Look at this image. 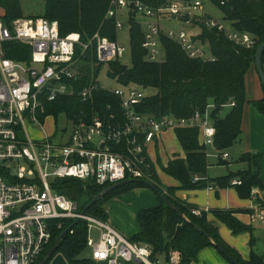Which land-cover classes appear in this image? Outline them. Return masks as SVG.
<instances>
[{
	"label": "built area",
	"instance_id": "built-area-1",
	"mask_svg": "<svg viewBox=\"0 0 264 264\" xmlns=\"http://www.w3.org/2000/svg\"><path fill=\"white\" fill-rule=\"evenodd\" d=\"M122 9L127 11V24L132 16L142 27L147 62L164 59L161 35L177 42L190 59L212 61L208 45L199 39L202 25L223 33L236 46L252 49L256 44L252 36L202 14L198 1L167 0L153 9L141 0H110L105 19H114L117 31L124 25L118 18ZM170 21L179 29L165 25ZM12 44L29 47L28 63L5 57ZM126 51L117 40L101 36L99 31L82 42L78 33L61 37L57 23L41 17H23L8 24L0 17V264H35L62 222L77 219L86 223V246L95 264H180L176 252L154 256L149 246L124 238L106 221L81 215L77 204L51 185L53 179L66 178L92 181L98 186L148 180L153 163L147 147L167 131L197 128L201 145L213 147L216 132L209 117L212 106L203 115L195 113L187 119L139 114L136 107L145 98L143 91L136 86L111 89L101 85L98 78L102 70L92 75L84 88H76L83 76V55L89 54L95 65L103 68L120 61ZM97 90L119 99L121 123H106L99 116L85 121L82 114L77 119L61 115L66 127L55 128L40 142L29 139L26 123L42 129L47 118L57 120L53 116L40 119L46 103L73 95L86 102ZM221 160L226 161L227 155L223 153ZM21 162L28 168L21 167ZM231 184L238 185L239 181L234 179ZM192 213L199 215L200 211L194 209ZM258 218L263 220L264 215ZM91 229L98 232L97 240L91 237Z\"/></svg>",
	"mask_w": 264,
	"mask_h": 264
},
{
	"label": "trees",
	"instance_id": "trees-1",
	"mask_svg": "<svg viewBox=\"0 0 264 264\" xmlns=\"http://www.w3.org/2000/svg\"><path fill=\"white\" fill-rule=\"evenodd\" d=\"M44 13L41 17L48 22H56L61 37L71 33H78L82 42L99 31L101 36L110 40H117L114 19H105L110 0H41ZM149 7L156 9L167 0H141ZM189 1V0H184ZM213 3L222 14V20L228 28L252 36L256 44L252 49L236 46L227 40L225 35L216 30H207L203 25L200 35L201 43L209 47L212 61L190 59L179 44L161 35L160 43L164 50L161 62H147L146 52L142 48L143 30L132 16L129 19V52L130 64L126 70L121 61L109 63L106 67L107 76L121 86H136L141 91H152L145 95L141 104L136 107L139 114L152 116L156 119L173 116L176 119H187L195 113L203 115L209 106V117L215 128L214 149L218 152L221 165L223 152L228 150L241 135V121L243 107L251 104L258 112L264 114V97L262 100L249 102L246 99L245 77L251 65L255 68V50L264 42V0H208ZM224 2L221 5L220 2ZM0 8L4 15L1 19L8 24L14 19L23 18L19 0H0ZM5 57L17 62L28 63L30 60L29 47L12 44L7 48ZM80 72L83 74L77 89L84 88L91 76H97L102 65H95V60L89 54L80 58ZM264 69V53L262 55ZM256 70V69H255ZM257 73V72H256ZM119 99L113 94L97 90L92 97L83 102L76 96L61 97L54 102L45 104V116L58 119L65 115L68 119H77L82 114L85 121L99 116L104 122L121 123L123 117ZM234 104L230 107V104ZM226 106L230 107L225 117L220 115ZM112 116V119H111ZM177 141L184 153V158L174 155L162 171L168 177L179 183V189L191 190L207 188L209 185L225 189L234 188L240 199H248L253 189L264 191V186L258 173L252 174L250 169H259L262 155L259 153L245 154L239 161L247 163L249 170L228 173L215 180H205L207 172V153L198 141V129L175 130ZM152 176L144 180L154 187V192L163 194L178 212L167 207L157 195L159 203L152 208L141 209L136 215L139 230L130 241L147 245L154 256L169 255L176 252L180 264H195L198 254L205 248H214L226 261L232 264L218 248L222 247L238 264H264V246L261 254L253 251L251 240V254L249 260L244 261L239 253L230 248L220 238L215 222L209 221L206 212L200 211L194 215L195 208L183 203L175 196V188L163 186L157 177L153 164L150 168ZM198 177V180H194ZM237 179L238 185L231 181ZM52 188L58 194L74 201L81 212L91 200L104 193L111 185L98 186L92 181H81L73 178L53 179ZM142 183L125 185L114 191L105 193L86 215L106 221L105 203L134 188H146ZM262 206V202H260ZM214 219L225 225L234 235L249 232L250 228L241 224L230 211H214ZM68 228L70 231L58 242L55 255H61L68 264H95L91 259L81 257L87 249V226L84 221L65 220L60 229L53 233L51 242L40 259V264L58 237ZM197 229L209 235L212 242L199 234ZM264 242V239L262 240Z\"/></svg>",
	"mask_w": 264,
	"mask_h": 264
},
{
	"label": "crops",
	"instance_id": "crops-1",
	"mask_svg": "<svg viewBox=\"0 0 264 264\" xmlns=\"http://www.w3.org/2000/svg\"><path fill=\"white\" fill-rule=\"evenodd\" d=\"M255 71L256 70L254 66L251 65L245 77L246 99L249 102L262 100L264 97L261 83L258 85L256 82L257 73ZM229 110L230 107L226 106L220 117H225ZM241 132L242 133L240 137L236 141V147L233 148L230 153L227 150L225 152L227 154V160L224 161L226 165H213L207 163L208 167L206 176L204 178L205 180H215L217 178L226 176L230 172L237 173L247 171L250 169V167L247 163L240 162V157L245 154L259 153L262 155L259 169L257 170L252 168L250 171L252 174L258 173L259 178L264 186V114L258 112L249 103H246L243 107ZM198 141L201 145V140L199 138ZM149 145L154 147L156 152L154 159L150 158V156L149 158L153 163L159 182L165 187L175 188L176 198H178L183 203L190 205L191 207L195 208V210L206 212L208 220L215 222L218 229V234L224 243L238 252L242 260H249L251 249L253 248V251L256 252L255 245L259 241L262 242L264 239V219L260 220L258 218L260 214L264 215V191L253 189L250 198L240 199L234 188L220 189L214 186V184L209 185L210 187L207 188L181 190L179 189V183L177 181L168 177L164 174V172H162L164 175L163 177L165 178V184L159 178L158 173L161 172L159 168H164L168 161L173 159L174 155H179L181 158H183L184 153L177 141L174 131L165 132L159 140ZM211 148L215 150L214 147ZM204 149L206 151L205 147ZM215 152L218 154L216 150ZM237 157L238 160L235 159ZM138 195L140 194H136L134 196ZM139 199L140 200L136 201L130 200L129 203L125 204L119 200V204L123 207L126 206L125 208L127 209L128 213L130 212V214L133 216H136L138 211L141 209H146L147 207L154 205V202L151 198L141 199L140 197ZM260 202H262V206L260 205ZM214 211L232 212L234 217L241 224L250 228V231L234 235L225 225L217 222L214 219ZM252 238L254 242L251 248L250 243ZM198 257H203V259L210 258L214 264H222V260L218 254L214 253L212 250H209V248L203 249L198 254ZM198 257V263L195 264H203L202 261L198 260Z\"/></svg>",
	"mask_w": 264,
	"mask_h": 264
},
{
	"label": "rangeland",
	"instance_id": "rangeland-1",
	"mask_svg": "<svg viewBox=\"0 0 264 264\" xmlns=\"http://www.w3.org/2000/svg\"><path fill=\"white\" fill-rule=\"evenodd\" d=\"M194 1H198L202 3V7H203L202 14L207 15L217 20H222V14L220 13V11L217 9V7L213 3L209 2L208 0H194ZM19 2L21 6L22 15L25 18L31 17V16H42L44 13V5L41 0H19ZM126 12L127 11L123 9L120 10L119 12L118 18L121 22H123L124 25H123V28L117 33V41L127 50L125 55L121 58L120 61L124 65L128 66L130 64V52H129V26L126 23ZM3 15H4V11L2 8H0V17H2ZM165 25L169 26L173 30L179 29V26L176 22L170 21L168 24H165ZM106 72H107L106 68H103L102 71L100 72L101 76L98 78L99 83L107 88L123 89L122 86L118 84L115 80L107 78L105 74ZM256 82L258 85L260 84L257 74H256ZM143 93H145V95H150L153 92L148 90V91H144ZM64 126L66 127L67 125L65 121L63 120V118L59 117L55 121L53 120L52 117H49L44 122L42 129H40L38 126L33 125L32 123H26V132L31 141L40 142L44 139L45 135H51L54 132L55 128L61 129ZM236 144L237 142L234 143L227 151L230 153L231 150H233V148L236 147ZM211 147L212 146L205 147L207 151V163L213 164V165L220 164L219 159H218V154ZM147 152L150 158L152 159L155 158L156 152L154 150V147H152L151 145H148ZM235 159L238 160V157ZM19 165L21 167L28 168V166L24 162L19 163ZM159 169L161 170V172L158 173L159 178L162 180V182H164L165 178L163 177L164 176L162 173L163 171L161 168ZM15 171L16 170L14 169L13 172ZM136 194H140V195L134 196ZM140 197L141 199L151 198L153 200L154 205L149 206L147 208L155 207L159 203L156 193L150 188L146 187V188H134L129 191L122 192L121 194L116 195L115 197H112L111 199H109L104 205V209L108 215L106 222L110 226H112L114 229H116L124 238L128 240H130V238H132L134 235L137 234L139 227L136 221V216L131 215L130 212L128 213L127 209L125 208L126 206L125 207L121 206L119 204L120 202L119 200H121L125 204V203H129L130 200H133V201L140 200L139 199ZM90 235L93 238V240H97L99 234L95 229H91ZM263 246H264V242L259 241L255 245L256 253L261 254L263 250ZM208 248L209 250H212L214 253L218 254L220 259L222 260V264H230L214 248H210V247ZM90 253H91L90 250L87 248L81 257L90 259ZM198 258H199L198 260L202 261L203 264H214L210 260V258H207V259H203V257H198Z\"/></svg>",
	"mask_w": 264,
	"mask_h": 264
},
{
	"label": "water",
	"instance_id": "water-1",
	"mask_svg": "<svg viewBox=\"0 0 264 264\" xmlns=\"http://www.w3.org/2000/svg\"><path fill=\"white\" fill-rule=\"evenodd\" d=\"M264 53V42L255 50V55H254V63H255V69L258 75V78L260 80L261 83V87L264 93V69H263V63H262V55ZM122 69L126 70L127 69V65H122ZM137 183H142L145 184L148 188H150L151 190H154V187L151 186L149 183H147L144 180H127V181H122L119 182L117 184L112 185L111 187H109L104 193L95 196L91 202L80 212L81 215H85L86 212L88 211V209L93 206L105 193H108L110 191H114L116 189H119L125 185H129V184H137ZM157 195L160 197V199L163 201V203L169 207L171 210L175 211L178 213L179 216H182V214L180 212H178V210L172 206V204L168 201V199L161 193H157ZM80 220H75V223H78ZM71 228L66 229L56 240L54 246L51 248V250L48 252L47 256L41 260L40 264H67L66 260L61 256V255H55L56 253V248H57V244L58 242L70 231ZM198 233L203 235L207 240H209L210 242L211 239L209 237L208 234H206L204 231L197 229ZM216 248H218V251L220 253H222L232 264H238L222 247H217L215 245Z\"/></svg>",
	"mask_w": 264,
	"mask_h": 264
}]
</instances>
